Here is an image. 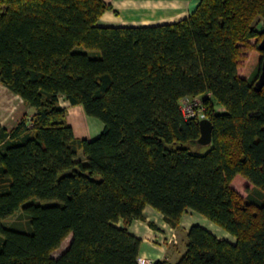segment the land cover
Wrapping results in <instances>:
<instances>
[{"label": "trees", "instance_id": "obj_1", "mask_svg": "<svg viewBox=\"0 0 264 264\" xmlns=\"http://www.w3.org/2000/svg\"><path fill=\"white\" fill-rule=\"evenodd\" d=\"M110 9L0 0V84L33 110L0 124V264H137L141 240L128 227L145 207L172 228L192 210L234 238L193 224L177 262L152 264H264V0H199L173 23L98 26ZM193 96L212 124L204 154L188 147L198 120L178 108ZM60 101L101 132L77 138ZM236 175L256 197L235 199ZM17 212L26 229L5 226Z\"/></svg>", "mask_w": 264, "mask_h": 264}, {"label": "crops", "instance_id": "obj_2", "mask_svg": "<svg viewBox=\"0 0 264 264\" xmlns=\"http://www.w3.org/2000/svg\"><path fill=\"white\" fill-rule=\"evenodd\" d=\"M198 1L199 0H104L106 4L111 6V9L105 11L99 17L96 24L98 26L115 27L169 24L187 17L195 8ZM2 88L9 93V95H12L15 99L17 98L18 101H21L25 108L20 113V110L11 112L9 105L7 108L5 106L3 110L0 107V124L7 129H11L15 127L22 118H29L32 115L33 110L25 105L17 95L10 92L4 86H2ZM0 101L4 103L2 99H0ZM70 107L79 108L78 105H70ZM66 111L68 120V109H66ZM95 127L97 129L96 131L87 128L86 132H88V138L93 136V134L96 136L101 132L102 128H100L98 124H95ZM236 177L237 175L234 178ZM193 224H198L206 228L218 238L230 241L234 240L232 236L220 227L214 225L192 210H187L186 213L182 215L179 227L172 228L163 220V217L159 212L150 207H145L143 210V219L133 221L128 227V230L131 234L141 240L139 248L140 256L152 261L165 258L172 263L183 252L182 248L178 249V246H176L177 237H179L180 232L183 233L184 246L185 234ZM159 238H166L170 242L162 245V241L157 240Z\"/></svg>", "mask_w": 264, "mask_h": 264}, {"label": "rangeland", "instance_id": "obj_3", "mask_svg": "<svg viewBox=\"0 0 264 264\" xmlns=\"http://www.w3.org/2000/svg\"><path fill=\"white\" fill-rule=\"evenodd\" d=\"M255 26L258 30H264V20L259 19V21L255 23ZM253 41L254 40H251V42H253ZM89 52H95V51H89ZM251 54H252V52L248 53L247 58H246V69L248 71H250L251 68L254 66V63H255L256 58H257L256 55L253 56ZM0 99H2L4 101V103L0 101V107L2 110L5 108V106L7 108L8 105H9L11 112L20 110L19 112L21 113V111H23L25 109L24 105L21 103V101H18L17 98L15 99L12 95H9V93H7L2 88L1 84H0ZM63 102L64 101H60V104L62 106H64V108L68 109V112H69L68 121L72 125V127L74 129V134L77 138H88V135H87L88 132H86V130H87V128H90V129L96 131L97 129L95 127V124H98L100 126V128L103 127V124L99 120L85 115L81 106H79L80 109L75 108V107L71 108L67 102H64V103ZM9 108H8V110H9ZM93 133H95V132H93ZM94 135L95 134H93V136H91L89 139L96 137L98 134L96 136H94ZM188 147H189V150L191 152H197L200 154H204L208 151V149L210 148V145L209 144L208 145H199V144L190 145L189 144ZM78 158L82 161L85 160V158L81 152H79ZM230 186H231V189H232V192H233L235 199L238 200L240 204L243 203V201L244 202L247 200L250 201L248 199L247 195H249V196L251 195L253 197H256L254 194V189H253V186L251 185V183L240 175H237V177L231 181ZM4 224H5V226H13V227H16L18 229H26L27 228V219L24 216H22L20 212H17L13 216L6 219L4 221ZM166 238H163V239L159 238L157 240L162 241V245H164L165 243L170 242ZM69 241H70V236H68L62 242L61 246L52 253V256L55 258L58 257L66 249ZM176 241H177L176 246H178V249L182 248L183 249L182 251L184 252L185 245L183 246L184 236H183L182 232H180V235H179V237H177ZM182 253L172 263L177 262V260L182 255Z\"/></svg>", "mask_w": 264, "mask_h": 264}, {"label": "built area", "instance_id": "obj_4", "mask_svg": "<svg viewBox=\"0 0 264 264\" xmlns=\"http://www.w3.org/2000/svg\"><path fill=\"white\" fill-rule=\"evenodd\" d=\"M178 108L184 119H197L198 121L206 118L205 107L200 96L184 97L178 102ZM153 261L142 256L137 257V264H152Z\"/></svg>", "mask_w": 264, "mask_h": 264}, {"label": "water", "instance_id": "obj_5", "mask_svg": "<svg viewBox=\"0 0 264 264\" xmlns=\"http://www.w3.org/2000/svg\"><path fill=\"white\" fill-rule=\"evenodd\" d=\"M258 48L264 51V37L260 40ZM264 85V60L261 63L258 78L255 82V89L259 91ZM199 125V137L197 144L208 145L211 143L212 124L209 119L204 118L198 121Z\"/></svg>", "mask_w": 264, "mask_h": 264}]
</instances>
